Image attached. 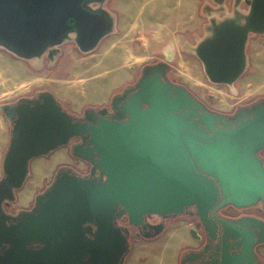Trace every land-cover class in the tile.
Masks as SVG:
<instances>
[{
	"label": "water",
	"instance_id": "obj_1",
	"mask_svg": "<svg viewBox=\"0 0 264 264\" xmlns=\"http://www.w3.org/2000/svg\"><path fill=\"white\" fill-rule=\"evenodd\" d=\"M107 1L0 0V48L27 61H55L66 42L90 53L115 29ZM242 2L246 12L234 0L231 16L210 17L193 48L212 84L233 87L247 70L250 36L264 35V0ZM195 104L201 106L187 89L157 74L139 81L123 123L84 121L49 91L1 105L12 127L0 191L22 189L33 159L77 137L88 145L72 147V155L91 163L92 172L61 173L32 211L13 223L1 216L0 264H122L129 244L118 219L139 224L192 205L205 214L220 193L221 206L261 203L264 210V113L230 130H216L205 114L199 123L208 134L190 121Z\"/></svg>",
	"mask_w": 264,
	"mask_h": 264
},
{
	"label": "rangeland",
	"instance_id": "obj_2",
	"mask_svg": "<svg viewBox=\"0 0 264 264\" xmlns=\"http://www.w3.org/2000/svg\"><path fill=\"white\" fill-rule=\"evenodd\" d=\"M223 1L108 0L105 8L115 17V29L90 53H81L74 43L66 42L59 47L55 61L47 56L27 61L0 48V106L49 91L66 111L80 117L88 108L108 105L115 93L138 80L144 66L167 60L163 51L169 44L174 46V55L168 59L171 79L186 86L210 108L230 112L238 101L246 104L262 98L264 35L250 36L247 70L233 87L210 83L194 54L193 48L205 37L209 18L232 15L234 0ZM238 9L246 12L248 7L241 0ZM10 127L0 110V178ZM62 165L80 175L89 174V165L71 156L70 147L34 159L27 182L18 193L16 208L31 206ZM180 228H170L158 240H141L133 246L127 264H174V240L186 226Z\"/></svg>",
	"mask_w": 264,
	"mask_h": 264
},
{
	"label": "flooded vegetation",
	"instance_id": "obj_3",
	"mask_svg": "<svg viewBox=\"0 0 264 264\" xmlns=\"http://www.w3.org/2000/svg\"><path fill=\"white\" fill-rule=\"evenodd\" d=\"M157 74H161L162 80L165 82L184 87L199 101L201 106L197 109L196 104L193 106L196 116L190 120L192 123L196 122L198 127H203L199 121L205 114L212 115L211 119L214 121L216 130H230L258 114L264 113V97L246 104L238 101L230 112H221L210 108L186 86L171 79V67L168 65V61L163 59L144 66L141 69L138 80L132 85L125 86L122 91L115 93L108 105L88 108L78 118L91 124L97 123L99 118L121 123L127 122L129 116L125 112V107L137 91L139 81L142 78L150 79ZM210 99L215 98L210 96ZM9 104L13 105L15 103ZM143 107L146 108V106ZM187 112L189 113L190 111L187 110ZM87 114L91 116V119L87 118ZM7 120L12 127L10 120L8 118ZM203 130L211 134V131L204 127ZM87 145L88 140L77 137L71 140L70 145L64 147H70V154L73 156L72 147ZM8 147L2 160V172ZM59 149L51 152L49 155H52ZM259 157L264 161V149L259 152ZM84 162L89 165V174L87 175H90L92 165L89 162ZM73 171L75 170L70 166H59L56 169L53 180L61 173ZM3 176L4 173H2L0 180ZM96 176H99L98 172ZM22 189L14 191L13 195L10 196L0 191V217H6L8 223L15 222L20 213L32 211L35 207V198L46 190L34 197L31 206L16 208L18 193ZM222 200L223 196L220 193L216 203L205 214H203V211L200 213L199 209L195 205H192L184 208L179 214H168L165 216L158 214L146 215L139 224L131 223L128 216L124 215L117 220V225L122 228L129 244V251L122 264H127V258L133 246L139 244L141 240H158L167 234L170 228L177 229L181 227L180 229H182V226H186V229L183 230L180 237L176 236V240H174L177 251L174 264H264V243H259L260 240H264V210L262 204L259 203L251 207H237L231 204L221 206Z\"/></svg>",
	"mask_w": 264,
	"mask_h": 264
},
{
	"label": "bare ground",
	"instance_id": "obj_4",
	"mask_svg": "<svg viewBox=\"0 0 264 264\" xmlns=\"http://www.w3.org/2000/svg\"><path fill=\"white\" fill-rule=\"evenodd\" d=\"M132 4V3H130ZM164 55L168 58L171 59L174 55V46L173 44H169L164 48ZM93 92L97 93V89H93Z\"/></svg>",
	"mask_w": 264,
	"mask_h": 264
},
{
	"label": "crops",
	"instance_id": "obj_5",
	"mask_svg": "<svg viewBox=\"0 0 264 264\" xmlns=\"http://www.w3.org/2000/svg\"><path fill=\"white\" fill-rule=\"evenodd\" d=\"M186 1H189V0H186Z\"/></svg>",
	"mask_w": 264,
	"mask_h": 264
}]
</instances>
